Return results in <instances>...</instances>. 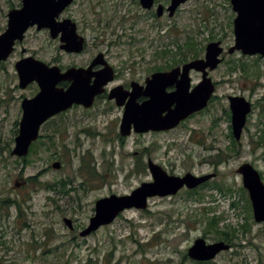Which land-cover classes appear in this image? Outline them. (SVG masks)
<instances>
[{
	"label": "rangeland",
	"instance_id": "rangeland-1",
	"mask_svg": "<svg viewBox=\"0 0 264 264\" xmlns=\"http://www.w3.org/2000/svg\"><path fill=\"white\" fill-rule=\"evenodd\" d=\"M79 4L71 8L75 16ZM20 5L21 0H0V33L6 27L8 10ZM234 15L229 0H186L171 18L137 23L135 35L141 41L136 45L113 50L126 58L151 43L154 51L174 52L175 42L191 37L197 55L203 56L207 42L222 40L223 60L210 72L217 82L215 96L183 126L166 133L121 136V108L102 97L90 108L76 106L45 122L40 128L44 143L30 153L29 163L10 150L18 131L21 100L32 97L38 87L35 82L18 87L14 63L28 55L48 62L59 51L44 31L25 33L7 59L0 61V200L16 199L21 204L20 212L11 205L6 207L7 217H0V264H264V224L253 220L236 172L241 163L250 162L264 181V138L258 143L250 140L259 121L264 130V57L227 52L234 42ZM199 79L193 75L194 83ZM227 94L251 97L255 106L238 141L239 152L225 157L222 152L224 159L219 160L216 154L230 144ZM50 138L55 147L48 148ZM148 158L169 174L200 175L214 169L217 173L205 186L182 187L173 195L152 197L145 209H126L108 225L81 236L96 199L129 193L142 181L151 180ZM55 160L61 163L58 169L51 166ZM30 175L41 183H32ZM61 179L66 182L65 194L60 185L53 184ZM211 215L219 217L213 228L208 225ZM64 217L71 219L73 229L64 224ZM228 227L234 228L233 238L230 234L229 241L219 239L216 231ZM197 237L207 243L222 240L230 247L213 259L193 260L187 249Z\"/></svg>",
	"mask_w": 264,
	"mask_h": 264
},
{
	"label": "water",
	"instance_id": "water-1",
	"mask_svg": "<svg viewBox=\"0 0 264 264\" xmlns=\"http://www.w3.org/2000/svg\"><path fill=\"white\" fill-rule=\"evenodd\" d=\"M139 1L143 7L148 8L153 0ZM185 1L170 0L167 7L169 15ZM71 2L72 0H21L19 8L9 9L6 27L0 33V61L7 59L13 51L15 41H22L25 31L33 25H36L37 29L48 28L52 38L61 31L64 41L61 46L68 51H80L83 41L82 37L77 35L74 23L69 18L64 19L62 23L55 20ZM229 3L235 16L232 20L234 42L228 52L238 50L245 55L264 56V0H229ZM161 11L162 7L158 6L157 14ZM222 49L220 41H209L205 45L203 57L189 60L167 71L154 72L146 79L143 92L139 91L135 82L132 83L131 92L122 91L120 85L113 87L108 93V98L115 99L117 105L125 103L119 125L120 135H129L131 129L136 133L171 129L190 114L206 107L214 92V83L208 76V70L215 69L221 62ZM14 68L18 87L25 88L32 82L38 87L32 97H24L20 103L21 117L14 145L10 150V154L17 157L28 154L30 145L40 135L41 126L50 117L74 104L91 107L95 96L101 94L104 86L112 79L110 69H103L95 74L93 82L90 83L82 69L71 68L60 74L57 66L48 65L31 55L16 60ZM191 69L201 72L202 76L189 90ZM65 79L70 81L68 86H58V83ZM174 82L176 88L173 91H165V87ZM140 93L147 96V99L138 103L136 98ZM127 95L129 99L124 102ZM228 99L231 132L234 139L239 140L251 109L250 102L238 95L229 96ZM51 166L58 169L61 163L55 160ZM147 168L151 175L150 181H142L129 193H112L96 199L94 212L79 234L88 235L100 226L111 223L126 209H145L152 197L173 195L182 187L192 189L215 176V172L201 175L186 172L182 176L169 174L150 158L147 159ZM236 172L247 191L253 220L264 224V182L259 171L250 162H243L236 168ZM63 222L68 227L72 226L70 218L64 217ZM229 247L230 245L222 240L207 243L204 238L197 237L188 247L187 256L193 260L207 261Z\"/></svg>",
	"mask_w": 264,
	"mask_h": 264
},
{
	"label": "flooded vegetation",
	"instance_id": "flooded-vegetation-1",
	"mask_svg": "<svg viewBox=\"0 0 264 264\" xmlns=\"http://www.w3.org/2000/svg\"><path fill=\"white\" fill-rule=\"evenodd\" d=\"M78 2H80V4H79V7L76 9L77 15L75 16L74 11L72 13L71 8L72 6H75ZM169 3H170V0H166V2L164 3H161L160 0H153L150 7L146 8L141 5L139 0H72V2L69 5H67L58 14L55 20L57 21V23H62L64 19L69 18L74 23L76 33L79 37H82V41H83L82 49L80 51H68L61 46L64 44L61 31L57 33L56 37L52 38L50 37L48 28L37 29L36 25H33L29 27L25 31V33L30 30L44 31L46 34H48V36L52 39V41L56 43L58 51H59L58 54L56 55V57L51 58V60L45 63H47L48 65L57 66L60 74L65 73L67 70L71 68L82 69V73L86 75L89 78L90 83H92L95 78L96 73L100 72L103 69H110L112 79L104 86V91L101 94L95 96L94 102L95 100L102 98V97H106L108 100L113 101L116 106H119L121 108V117H120V121H121L124 108H125V103L123 105H117L115 99L108 98V93L113 87L120 85L122 86L121 88L122 91L131 92L132 83L135 82L138 85L139 91L143 92L146 79L151 77V75L154 72L167 71V70H170L172 67L181 66L183 63L189 60H192L195 58H201L204 56V53H203V56L197 55L196 57H184V58L178 57L177 59L173 57L168 58V56H159V52L154 51L152 49L153 45L151 43H149L146 46V48H138L137 50L134 51V53L128 54L129 60H127L128 57L126 58L123 57L122 53L119 50L113 51L115 48H119L122 45L134 46L136 45V43L141 41L135 35V33L137 32V28L135 27V25L137 23L142 22L143 20L146 21L148 19H153V21L155 22L156 18H163L164 16H168L171 18L174 16L175 12H177L180 5L183 4L181 3L176 8L174 13L172 15H169V12L167 10ZM158 6L162 7V11L159 15L157 14ZM120 8H122V14H121ZM215 40L220 41V45L223 48L220 54L223 60V52H224L225 45L222 44L221 39L217 38ZM17 42H20V41H15V44ZM184 43L185 42H183V44ZM15 44H14V47H15ZM229 47L227 48V52H228ZM133 54H136V59H133L134 58ZM254 55L257 56V58L263 57V56H260L259 54H254ZM160 60H162L163 65H159ZM210 72L211 70H208V76L212 79L214 83V91H215V89L217 88V82L213 80ZM233 72L231 71V73ZM194 74L200 77L199 81L201 80L202 73L191 69L189 71V77H190L189 90L192 89V87L199 82L197 81L196 83H194V80H193ZM123 78H125V80H122ZM178 78L179 76L177 77V79ZM69 83L70 81L68 79H65V80L60 81L58 83V86L66 88ZM175 88H176V83L174 82L172 84L167 85L165 87V91L167 92L173 91ZM237 95L238 94H234V95L227 94L226 97H227V100H229L228 99L229 96H237ZM214 96L215 94L213 93L210 99L208 100V103ZM238 96H242V94H239ZM243 97L245 98L244 95ZM128 99H129V95L126 96L124 102H126ZM146 99H147V96L140 93V95L136 98V102L141 103ZM247 100L250 102V106H251L250 112L248 113L250 114L255 106V102L251 100V97L247 98ZM76 106L83 107L82 105L74 104L70 108H73ZM203 109L190 114L188 117L180 121L175 127L171 129L149 130V131L142 132V133H136L131 129L129 135L127 136H130L132 133L141 136L145 133H150V132L166 133L171 130H175L183 126L189 119L201 113ZM65 111L57 113L56 115L64 113ZM225 111L227 115V116L225 115V118L228 121L227 137L230 139L229 130H230L232 137L233 135L231 132V124H230L229 101H228V109H226ZM248 114H247V118H248ZM56 115L50 117L49 119L55 117ZM259 123L260 124H258V126L262 127V123L260 121ZM119 125H120V122H119ZM256 131H257L256 132L257 134L254 132L253 134L255 135L252 134V136L250 137L251 142H254V143H256L255 141H257V143L260 142L264 136L261 129L256 128ZM239 140H236V141H239ZM214 171L216 174L217 173L216 169H214ZM260 177L263 181V176L261 173H260ZM7 202H9V200ZM9 203H10L9 206H6L4 204L1 205V202H0V217L1 218L2 216L5 218L7 217L8 211L6 207L8 208L11 205L16 207L17 212H20L21 209L18 207L17 203H13V202H9ZM3 209H5V213H2ZM102 226H105V225H102ZM69 228L73 229L74 228L73 224Z\"/></svg>",
	"mask_w": 264,
	"mask_h": 264
},
{
	"label": "trees",
	"instance_id": "trees-1",
	"mask_svg": "<svg viewBox=\"0 0 264 264\" xmlns=\"http://www.w3.org/2000/svg\"><path fill=\"white\" fill-rule=\"evenodd\" d=\"M175 44H176V47H177L176 51L171 52V51L168 50V49H163V50H160V51H159V56H168V54H170V52H171L172 57H173V58H176V59H177L178 57L184 58V57H196V56H197L196 44L192 41V38H191V37H189L188 40H186L184 44H183V43H178V42H175ZM185 50H187L186 54L182 53V52L185 51ZM230 68L232 69V67H230ZM257 129H261L262 132H263V134H264V130H263L262 128H260V127L258 126ZM229 135H230V144L226 146V149H225L224 151H219V152L216 154V155H218L219 160H220V159H221V160L224 159V158L221 157V155H220V153H222V152L224 153V157H225V154H226V155H229V154H231L232 152H239V147H238V146H240V142L236 141V140L231 136L230 130H229ZM40 137H41V136L39 135V137H38L34 142H32V144L30 145V148H29L28 155L25 156V157H22V159H23L24 162L29 163V162H30V160H29V155H30V153L33 152V151H37V149L39 148V146H40L41 144L44 143L43 140L40 139ZM263 138H264V136H263ZM262 144L264 145V139L262 140ZM50 146H52V147H53V146H54V147L56 146L55 141L52 140L51 138L49 139V146H48V148H50ZM219 160H217V161H219ZM29 179L32 181V183H35V182L41 183V182L39 181V179L36 178V176H34V175H30V176H29ZM53 184L60 185V187H61L60 192H61V193L65 194V193L68 192V190H65V185H66L65 180L61 179V180H59V181H57V182H55V183H53ZM206 184H207V183H204V184H202V185H200V186L202 187V186H205ZM240 189H241V191L246 192V190H245L243 187H240ZM52 190H53V189H52ZM218 190H219L220 192L223 191L222 188H221V186L218 187ZM192 191H193V190H188V192L194 193V192H192ZM8 200H9V202L17 203V204H18V207L21 208V204L18 203L16 199L11 200L10 198H7L6 200H2V199H1V200H0L1 205L4 204V205H6V206H9L10 203L7 202ZM10 200H11V201H10ZM247 202L250 204L249 199H248V196H247ZM231 206H232V207H235V206H236V202H235V201H232V202H231ZM250 208H251V207H250ZM218 221H219V217H218V216H216V215H211V216L209 217V221H208V225H209V227H211V228H213L214 226L216 227ZM241 226H242V225H241ZM231 229L234 230L233 227H228L226 231H224V230H223V231H221V230H217L216 233H217V235H218V238H219V239H222V240H225V241H229V239H230V234H231V238H233L232 234H234L233 231H232ZM199 264H201V263L199 262Z\"/></svg>",
	"mask_w": 264,
	"mask_h": 264
}]
</instances>
